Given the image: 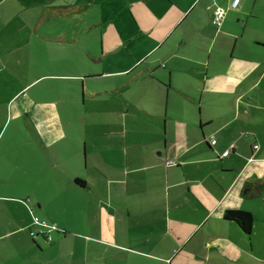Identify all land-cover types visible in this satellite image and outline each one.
Segmentation results:
<instances>
[{
    "label": "crops",
    "instance_id": "obj_1",
    "mask_svg": "<svg viewBox=\"0 0 264 264\" xmlns=\"http://www.w3.org/2000/svg\"><path fill=\"white\" fill-rule=\"evenodd\" d=\"M232 1L0 0V264H264V2Z\"/></svg>",
    "mask_w": 264,
    "mask_h": 264
},
{
    "label": "rangeland",
    "instance_id": "obj_2",
    "mask_svg": "<svg viewBox=\"0 0 264 264\" xmlns=\"http://www.w3.org/2000/svg\"><path fill=\"white\" fill-rule=\"evenodd\" d=\"M264 2V0H262ZM255 15L260 17V18H263L262 21L260 23H256L255 26H259V24L264 27V7H261V6H257L256 7V11H255ZM66 22V21H65ZM85 24V20L81 18L80 20V24H79V27H80V32L82 33V28H83V25ZM98 34H99V28H97L96 30H94V34L93 35H87L86 39L88 40H91V38L94 36L96 42H98V39L100 38V35H99V38H98ZM84 42V39L83 38H80L79 40V43H83ZM97 48V53H95V55H100L101 54V51L99 50V46H96ZM55 68L58 69V67L54 66V65H49L48 68L46 70L49 69V76L46 78L48 79L49 81H43L44 83L42 84H48L49 86L52 85V84H55L56 81H51V76L52 73H55L54 75H57V71L55 70ZM63 69H66V68H63ZM106 69H109V68H106ZM110 69H114V68H110ZM81 71V70H80ZM96 73H98L97 75L100 76V77H93V78H89L85 83L87 84V86L90 87V89H92L91 87H94L95 89H100L101 91L104 90V86L102 85L103 82H104V79H103V76H101V65L97 64V67H96ZM93 76H96V75H93ZM59 81H57L58 83ZM78 86V85H76ZM79 87L78 89H81V82L79 84ZM256 90H264V78H263V82L259 85V87L256 89ZM86 91H89L88 88H86ZM75 99L80 102L82 104V92H79L77 93V96L75 97ZM244 101L239 103L238 105L239 106H244ZM228 106H235L233 101L230 100L228 103ZM264 104V102H263ZM89 107V106H88ZM145 119H147V117H145ZM148 128H150V124L149 123H144L142 125H139V124H130L129 123V126H128V130H129V145L130 143L132 144L133 142H130L131 141V138H132V133H134V131H139L141 130L142 132L144 131H147Z\"/></svg>",
    "mask_w": 264,
    "mask_h": 264
},
{
    "label": "trees",
    "instance_id": "obj_3",
    "mask_svg": "<svg viewBox=\"0 0 264 264\" xmlns=\"http://www.w3.org/2000/svg\"><path fill=\"white\" fill-rule=\"evenodd\" d=\"M211 144H212V141H211ZM77 182L80 183L81 181L79 179H77ZM263 187L264 186H261L258 184H255V185L254 184H246L244 189H243V195H245V196H257L262 191ZM224 217L227 221L235 222L247 234L251 233L252 228H253V217L250 213L245 212V211H241V210H228V211H226ZM35 218H38V217H33V222H34ZM43 222L45 223L46 221H43ZM46 223H48V222H46ZM48 224H50V223H48ZM35 226H37V225H35ZM38 228H39V226H38Z\"/></svg>",
    "mask_w": 264,
    "mask_h": 264
},
{
    "label": "built area",
    "instance_id": "obj_4",
    "mask_svg": "<svg viewBox=\"0 0 264 264\" xmlns=\"http://www.w3.org/2000/svg\"><path fill=\"white\" fill-rule=\"evenodd\" d=\"M241 0H233L231 3V8L236 9L239 6ZM226 11L222 8H216L214 11L213 16V25L217 27H221L223 20L225 19ZM215 144V140H212V145ZM257 148V147H256ZM229 152H225L224 156H227ZM175 162L172 160H168L167 164L172 165ZM34 224L39 226L37 232H32L31 236L36 237L38 235H41L43 238H45L48 242H52L51 234L57 230V226L55 224H48L41 222L38 218L34 219Z\"/></svg>",
    "mask_w": 264,
    "mask_h": 264
}]
</instances>
